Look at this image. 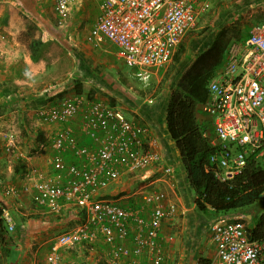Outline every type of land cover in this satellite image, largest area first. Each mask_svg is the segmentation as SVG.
I'll use <instances>...</instances> for the list:
<instances>
[{
    "label": "built area",
    "instance_id": "built-area-1",
    "mask_svg": "<svg viewBox=\"0 0 264 264\" xmlns=\"http://www.w3.org/2000/svg\"><path fill=\"white\" fill-rule=\"evenodd\" d=\"M79 0H54L57 15ZM198 0H101L99 13L86 36L100 45L110 41L125 65L136 75L166 65L184 34L195 23ZM264 20L253 26L241 44L232 43L220 70L207 83L208 96L202 110L212 117L216 149L210 162L217 179L224 181L240 173L246 155L254 151L264 159ZM35 120L52 126L47 141L53 153L48 158L57 174L50 177L37 168L28 169L18 183L1 185L4 196H27L34 205L52 215L74 209L78 223L60 233L50 246L47 262L60 264L59 249L74 245L100 247L108 264H162L165 252L160 228L167 212L163 192H145L143 208H126L104 197L105 189L126 173L149 166H164L156 150V139L144 124L128 120L114 106L87 100L80 94L55 98L35 109ZM77 121V122H76ZM74 123L89 139L78 143ZM5 151L13 153L14 135L4 132ZM71 155L74 160H67ZM18 161L24 155L15 153ZM28 160V159H25ZM0 218L8 230L14 227L8 209ZM245 214H217L210 224L214 264H264V238L251 239ZM140 257L146 260L141 262Z\"/></svg>",
    "mask_w": 264,
    "mask_h": 264
},
{
    "label": "crops",
    "instance_id": "crops-1",
    "mask_svg": "<svg viewBox=\"0 0 264 264\" xmlns=\"http://www.w3.org/2000/svg\"><path fill=\"white\" fill-rule=\"evenodd\" d=\"M100 1L101 0L97 1L95 8H93L91 6V0H79L70 4L68 6L66 14L63 15H67L68 17H77L76 20H78V18H84L87 23L85 33H72V37H69L71 40L70 43L72 42L71 46L73 47V52L75 53L73 58L74 61L72 60V76H69V80L72 81L79 78L93 88L91 99H88L85 93L80 94L87 100L103 101L111 106L116 107L123 114L124 111H128L132 115L131 118H127V116L124 114V116L128 120L147 126L151 135L156 139V150L161 157L162 164L164 166L168 165L173 169L172 173L165 174L161 167L149 166L143 170L126 173L105 189L104 197L110 199L109 196L113 197L114 195H121V198L123 199L118 202L119 204L126 208L141 207L143 208V213L148 214L150 209L152 208V204L144 203L142 201V194L145 192H163L165 195V199L163 200L165 207H168V204H172L174 211L172 213L167 212V215L163 219L160 228L159 241L163 248V251L165 252V259L162 264H198V261L201 258L209 259L210 263L214 264V247L211 243L210 224L212 223L216 215L213 214L212 210L210 209L207 211H199L195 207L194 194L192 189L188 185L185 173L182 169L179 159V151L166 128L165 107L168 99V94L172 90L176 89V84L179 80V77L186 71L193 59L211 43L217 30L223 25L234 24V26L237 27V30H239L238 36L237 38H233L230 41L228 47L232 43L241 44L253 28V26L264 20L263 18L261 19V17H257L261 14H255L257 12L264 11V0L196 1L195 20L197 19L196 24L198 22L199 30L191 33L186 32L184 34L181 40L184 49L182 52H180L178 61L175 60L173 56L177 52L179 45L176 47L171 60L166 64L167 66L171 64V73H161V75H159L161 79H157L156 83H152L153 87L160 88L161 80H164V76H168V81L166 83V88L168 89V91H166L167 93H163L164 95L158 97L159 99L156 101H152L150 97H147L145 98L146 101L144 102L141 101L142 99L136 97L137 90L143 85L148 86V80L151 78V76L155 75L156 77H158V75H156L155 73L166 65L160 68L149 69L148 77H146L145 79H142L141 76L136 75V73H134L133 71L132 74L136 79L135 84H133L130 80V76L127 75V72L121 70L119 65H123L124 63L117 58L115 53V46L110 41L105 40L97 46L90 44L87 41L86 36L95 17L99 13ZM27 2L30 4L31 2H33L34 8L38 10L42 9L41 7L43 6H46V9L42 10H48L47 8L49 4L50 11L56 18L63 17L61 15H57L54 11V0H28ZM26 7L28 8L27 10H25L32 15L33 22L37 27L48 24L43 12L32 11L29 5H26ZM209 10L213 12V14L207 17V19L202 20V22L200 23L198 17H201V15H203L205 12H208ZM35 25H27V28L29 26H33V28H35ZM23 32L24 31H22V33ZM228 47L225 50L220 64L215 67L210 78L216 75L220 70V67L226 59ZM111 59H114L115 64L111 63ZM43 60L44 57L37 61H32L28 54L26 62L36 63ZM113 65L116 67V70L114 72H111L109 68ZM30 67L33 68L32 65ZM57 80L58 79H55L54 81L57 82ZM70 81L68 85H65L64 81H62L61 83H54L52 87L50 86L40 95L51 92L49 89H56V91L59 93L62 91H66V89H68L70 86ZM152 86L151 88H153ZM68 93L66 95H68ZM203 102L199 103L196 107V120L202 128V135L207 139L209 145L213 147L214 151L217 147V144L214 140L212 117L202 110ZM43 126L45 127V129L37 128L35 136L41 132L43 135L42 141L44 142L47 141V136L50 135V131L53 127L49 125ZM74 127L75 132L78 136V143L89 144V139L83 134L76 123H74ZM42 141H38L36 143V146L38 148L39 144ZM13 153L15 154V151ZM52 153L53 151L50 148L49 144H46L45 150L40 149V154L44 158V162L40 165L38 164L37 166H33L31 164L32 159L30 158V156H24L23 159H28L23 160V162L27 166V169L22 173L14 174L12 182L18 183L23 173L33 167L42 171V173L49 175L50 177L56 176V170H54L53 166L48 161V158L52 155ZM19 154L23 155L22 152H20ZM66 158L67 160H74L71 155H66ZM173 158H176L178 160L180 168L172 166L170 161H172ZM40 166L42 168H40ZM12 199H15V201L16 199H18L20 201L19 203H13ZM0 201L6 209L10 210V212H15L18 208V205L27 207V212L22 216L29 217L23 218L26 220L24 225L22 226L23 228L27 227L26 232L29 233V238H31V240L34 239L36 240V242H38L37 246L34 245L35 247H31L30 250L28 249V246H31V242L28 245H26L25 243L23 244L24 250L17 244L13 247H10V244H6L8 246L6 252L0 247V263L11 264L10 261H12L13 264H36V256H38V253L40 254V256H42V252H44L47 247H50L54 239L51 238V233H49V230H51V227L47 226L49 222H47L46 220L44 221L46 213H44L42 209L36 207L34 203L28 199L27 196L20 195L13 198L4 196L1 193ZM31 205L33 206V208ZM70 216L78 220L77 215L73 212L70 213ZM36 222H38L39 226L41 227L36 230H32L31 227ZM40 222L44 223L45 226H42ZM19 228L20 226L16 225L15 232L12 231V229L10 230L12 232L7 233L12 234V236L14 237L15 234L18 233L17 230H20ZM205 232L208 234V237L205 238L204 241L203 236ZM6 237L7 236H5V238ZM26 240L29 239L27 238ZM6 241L7 239H5V242ZM78 247L79 245L60 248V264H80V262L84 259L83 256L87 249H85L84 251ZM64 248H67V250H65ZM16 250H18L19 252L16 256V259L14 260L13 256H15L14 253ZM27 250L31 253V256L27 257L28 259L26 260V258L24 259V253H19ZM93 251L94 252L87 251V253L90 255L88 260L90 261L89 264H94L93 260L96 257H99L100 261L103 264H108L106 262L107 255L105 252L97 251L96 249H94ZM100 253L102 255L104 253L103 259ZM18 258H20L21 260L19 259L18 261ZM139 260L141 262H144L146 258L140 257Z\"/></svg>",
    "mask_w": 264,
    "mask_h": 264
},
{
    "label": "rangeland",
    "instance_id": "rangeland-1",
    "mask_svg": "<svg viewBox=\"0 0 264 264\" xmlns=\"http://www.w3.org/2000/svg\"><path fill=\"white\" fill-rule=\"evenodd\" d=\"M27 1L0 0V106L3 107L2 112H0V194L1 185L3 183L13 181L14 174L12 168L18 161L14 153L10 154L5 151L4 144L6 141L1 136L2 133L9 132L14 135L13 143L15 145V153L22 152L24 156H30V158L32 159L31 164L33 166H37L38 164L40 165L44 162V158L40 154V148L36 146L38 139L37 135L35 136V133L37 128L45 129L43 125L46 124H40L39 121L37 123V121L35 120V109L37 107V105L34 103L36 102L35 98L50 86L52 87L54 83H61L62 81H64L65 85L69 84V76H72V60L75 54L73 52V47L71 46L72 42L70 43V38L72 37V33H85L87 26L84 18H78V20H76L77 17H68L67 15L61 18H56L51 13L49 4L47 8L48 10H42L46 9V6H40L42 9L38 10L34 8L33 2H31L30 4ZM97 1L99 0H91V6L93 8H95ZM26 5H29L32 11L43 12L48 24H45L46 26L44 25L37 27L33 22L32 15L28 11H26L28 8L26 7ZM212 14L213 12H211L210 10L208 12H205L203 15H201V17H198L199 22L201 23L202 20L207 19V17L211 16ZM255 14H261L257 17H261V19H264V11L257 12ZM196 20L194 26L187 32L191 33L199 30L198 22L196 24ZM32 24L35 25V28H33V35L36 37H40L44 41H49L47 51L44 55V60L38 61L36 63L26 62L27 56L29 54L27 48V39L23 35H21L22 31L26 30L27 25ZM111 63L115 64L114 59H111ZM31 65L33 66V68L30 67ZM119 66L122 71L127 72V75L130 76L131 82L135 84L136 79L132 73L133 71L135 73L136 70L139 69L132 68L124 64H120ZM171 68L172 66L171 64H169L168 66L166 65L165 67L161 68L162 70H158L155 73L156 75H158V77H156L155 75L151 76V78L148 80V86L143 85L141 88H139L137 90L136 97L142 99V102L146 101L145 98L147 97H150L152 101H156L159 99L158 97H161V95L167 93L166 91H168V89L166 88V83L168 81V76H164V80H161V86L159 85L160 88L153 87L152 83H156L157 79H161V77L159 76L161 75V73L165 74L172 71ZM109 70L111 72H114L116 70V67L113 65L109 68ZM55 79L60 80H57V82H55ZM6 80H11L17 85L16 92L10 94L9 96L4 95L1 90L2 85H4L3 83ZM151 86L153 88H151ZM49 90L51 91L48 92L49 94L58 93L56 89ZM70 95L72 94L68 93V95L66 96ZM124 114L127 116V118L132 117V115L128 111H124ZM170 163L173 167L180 168V164L178 163V160L176 158H173ZM40 168L42 167L40 166ZM109 198L111 200L115 199L114 201L117 202L123 199L121 198V195H114L113 197L109 196ZM261 199L264 200V194H262V197L259 198L258 201L253 205L241 210H232L228 214H245L246 217L244 221L249 227H252L254 226L256 217L264 211V205L260 202ZM19 201L20 200L18 199H16V201L15 199H12L13 203H19ZM3 207L5 208V206L0 201V208ZM8 212L12 216L15 223L12 231L15 232L16 225L20 226V230H17L18 233H16L13 237L12 234L7 233L12 231L7 229V232L5 234V236H7L5 238L7 239V241L1 243L0 247L6 252V250L8 249V244H10V247H13L17 244L23 249L24 243L28 245L31 242V246H28L29 250L34 245L37 246L38 242H36V240L34 239L31 240V238H29V233L26 232L27 227L23 228L22 226L24 225L26 220L23 218L29 217L22 216L27 212V207L18 205V208L15 212H10L9 209ZM72 212L74 213V209H68L67 211L62 212L60 215H52L50 213L45 214L46 217L44 218V221L46 220L47 222H49L47 226L51 227L49 233H51V238H54L53 241L60 233L71 229L78 223V220L70 216V213ZM248 215H250V217H247ZM41 225L45 226L44 223H41ZM39 227L41 226H39V223L36 222L33 224L31 229L36 230ZM207 237L208 234L205 232L203 236L204 241ZM27 238L29 240H26ZM78 248L84 251L85 249H87L88 252H94V249L104 252L100 247L97 246L93 249L90 245H79ZM48 249L50 250V247H47L46 250L42 252V256H40V254L37 252L38 256H36V264H49L47 263V256L49 254ZM64 249L67 250V248ZM87 251H85V254L83 256L84 259L80 262V264L90 263V261H88L90 255L87 253ZM18 252L19 251L16 250L14 253L15 256L12 255L14 260L16 259ZM23 253L25 255L24 259L26 258V260L28 259L27 257L31 256V253L28 250L24 252L22 251L19 254ZM103 255L101 254L102 259ZM19 259L20 258H18V261ZM93 261L94 264H103L100 261L99 257H96ZM10 262L11 264H13L12 261Z\"/></svg>",
    "mask_w": 264,
    "mask_h": 264
},
{
    "label": "trees",
    "instance_id": "trees-1",
    "mask_svg": "<svg viewBox=\"0 0 264 264\" xmlns=\"http://www.w3.org/2000/svg\"><path fill=\"white\" fill-rule=\"evenodd\" d=\"M239 30L234 24L223 25L215 33L211 43L199 53L179 77L176 89L168 94L165 107V123L167 131L174 140L179 151V159L185 173L188 185L194 194V204L197 210H212L213 214L229 215L230 211L241 210L253 205L264 194V159L257 157L254 151L246 155V162L240 173L224 181L214 175V167L209 158L213 147L202 135V128L197 123L195 110L207 96V83L215 67L220 64L222 57L233 38H237ZM22 35L27 39L29 57L37 61L44 57L49 41H42L33 35V26H29ZM184 49L180 42L173 58L178 61L180 52ZM2 85L4 95L16 92L17 85L6 80ZM71 94L85 93L91 99L93 88L82 79L70 81L66 91L44 93L35 98L37 107L55 99ZM36 107V108H37ZM3 107L0 106V112ZM38 141L43 140L40 132ZM27 169L23 161L13 166V174H19ZM264 205V200L261 199ZM2 210L0 208V214ZM236 215V214H235ZM7 227L0 218V244L5 241ZM251 239L264 238V211L255 219L250 227ZM198 264H211L209 259L201 258Z\"/></svg>",
    "mask_w": 264,
    "mask_h": 264
},
{
    "label": "water",
    "instance_id": "water-1",
    "mask_svg": "<svg viewBox=\"0 0 264 264\" xmlns=\"http://www.w3.org/2000/svg\"><path fill=\"white\" fill-rule=\"evenodd\" d=\"M250 217V215H248Z\"/></svg>",
    "mask_w": 264,
    "mask_h": 264
}]
</instances>
